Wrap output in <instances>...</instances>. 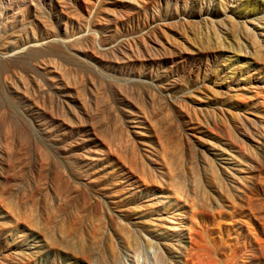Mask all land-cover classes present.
<instances>
[{"label":"rangeland","instance_id":"374dc122","mask_svg":"<svg viewBox=\"0 0 264 264\" xmlns=\"http://www.w3.org/2000/svg\"><path fill=\"white\" fill-rule=\"evenodd\" d=\"M0 264H264V0H0Z\"/></svg>","mask_w":264,"mask_h":264},{"label":"bare ground","instance_id":"6f19581e","mask_svg":"<svg viewBox=\"0 0 264 264\" xmlns=\"http://www.w3.org/2000/svg\"><path fill=\"white\" fill-rule=\"evenodd\" d=\"M259 184V183H258ZM255 185V184H254ZM247 186V185H246ZM246 186H245V189L244 190H246ZM247 188H248V186H247ZM243 189V188H242ZM251 189V188H250ZM238 192H240V191H238ZM243 192V191H242ZM242 194V193H241ZM259 194V193H258ZM244 195V194H243ZM245 197V196H244ZM247 197V196H246ZM224 198H226V197H224ZM248 198V197H247ZM244 199V198H243ZM254 199V198H253ZM256 199V198H255ZM178 200V199H177ZM189 200V199H188ZM191 200V199H190ZM193 200V199H192ZM227 200V199H226ZM179 201V200H178ZM229 200H227V202H228ZM242 201H244V200H242ZM246 202H247V200H246ZM250 202H251V200H250ZM249 202V203H250ZM177 203V202H176ZM202 202H200V203H198V204H201ZM206 203H207V201H206ZM229 203V202H228ZM248 203V202H247ZM248 203V204H249ZM175 204V203H174ZM185 207H187V217L186 218H188L189 219V223H190V225L192 226V225H194L195 224V221H196V219H195V217H196V215L198 214V211H197V208H195L193 205H191V204H188V206H186V205H184ZM206 205L205 204H203V205H201L200 207H202V208H204V210H205V208H207V207H205ZM239 206V205H238ZM241 206V205H240ZM173 207H175V206H173ZM177 207V206H176ZM236 207V206H235ZM263 208V207H262ZM233 209H234V207H233ZM236 209V208H235ZM234 209V210H235ZM237 209H240V210H242L241 208H238L237 207ZM203 211H201V213H202ZM218 211H216V213H217ZM242 212L243 211H239V214H242ZM199 213H200V211H199ZM204 213V212H203ZM221 213V212H220ZM209 215H211V214H209ZM208 215V216H209ZM206 216H204V218H205ZM206 227V226H205ZM198 228V227H197ZM199 229V228H198ZM205 229V228H204ZM187 231H188V238H189V240H190V242H191V244H193L194 246L196 245V246H198V245H200L199 244V242L197 241V240H195L192 236L194 235V233L195 232H193L192 231V229H191V227H187ZM199 231H200V229H199ZM129 234V233H128ZM196 234V233H195ZM198 234V233H197ZM134 235V234H133ZM199 248V247H198Z\"/></svg>","mask_w":264,"mask_h":264}]
</instances>
